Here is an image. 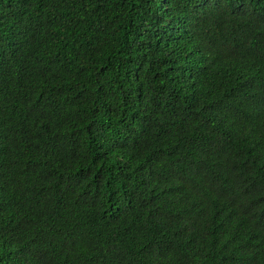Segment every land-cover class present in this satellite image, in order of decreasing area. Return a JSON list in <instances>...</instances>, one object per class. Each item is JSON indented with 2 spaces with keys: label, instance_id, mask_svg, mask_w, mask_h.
I'll use <instances>...</instances> for the list:
<instances>
[{
  "label": "trees",
  "instance_id": "trees-1",
  "mask_svg": "<svg viewBox=\"0 0 264 264\" xmlns=\"http://www.w3.org/2000/svg\"><path fill=\"white\" fill-rule=\"evenodd\" d=\"M0 264H264V0H0Z\"/></svg>",
  "mask_w": 264,
  "mask_h": 264
}]
</instances>
